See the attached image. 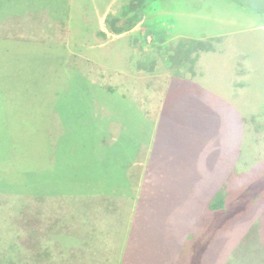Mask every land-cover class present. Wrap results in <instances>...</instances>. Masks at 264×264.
<instances>
[{
    "label": "rangeland",
    "instance_id": "374dc122",
    "mask_svg": "<svg viewBox=\"0 0 264 264\" xmlns=\"http://www.w3.org/2000/svg\"><path fill=\"white\" fill-rule=\"evenodd\" d=\"M96 1L8 0L0 12V46L21 49L23 95L22 117L0 110V155L8 154L0 160L8 165L0 169V264H36L48 234L60 239L48 244L52 256L63 255L57 212L81 230L91 224L85 264L117 256L124 264H264V0L158 1L118 42L105 35L97 81L115 96L104 108L69 37L94 25L92 15L82 18ZM126 2L109 17H122ZM181 46L189 53L174 54ZM3 58L0 69L12 60ZM102 108L110 130L102 134V125L96 136L97 187L140 174L143 202L159 200L148 209L104 212L99 195L73 184L54 192L64 170L93 162ZM217 201L223 207L211 210Z\"/></svg>",
    "mask_w": 264,
    "mask_h": 264
},
{
    "label": "crops",
    "instance_id": "0c3cea01",
    "mask_svg": "<svg viewBox=\"0 0 264 264\" xmlns=\"http://www.w3.org/2000/svg\"><path fill=\"white\" fill-rule=\"evenodd\" d=\"M30 1H33V0H30ZM121 1L122 0H97L96 3H98V5L94 9L92 8L93 11H90V15L89 16L83 15V18H82L83 20L84 19L86 20V18L88 19L91 18V15H92L93 16L92 21L95 22L94 25H89L88 27L83 28V29H75L76 32H73L70 30L71 32L69 35L70 39L72 40L73 47H74L73 52L78 53L77 55L83 61L82 66L85 67L86 70H88L86 72V75L89 77V75L91 74L89 72V69L93 70L95 74L94 77L96 78V80H93V77H92L91 82L93 86L97 84L96 86L97 87L99 86L100 89L97 87H93V92L91 94L93 97L92 100L99 101L103 108H104L103 102L105 101V97L111 98L115 96V94H107V93L105 94L104 92L99 91L103 88L100 82L98 85V81H97V80L101 81L102 76H103L102 71H100L101 69L104 68V64H103L104 61H103V56H102L104 52L103 50L104 49V39L103 38L105 35L106 36L112 35L113 37L117 38L121 34L129 32L134 28L133 27L130 30L119 33V34L109 33L107 29L105 20L107 18L115 17V16L109 17V14L110 15L116 14L115 10L113 11L110 8H116L117 6H120ZM158 1H163V0H156L153 3H156ZM7 2L8 0H0V12L1 13H2L1 10L3 6L7 5ZM128 2L129 0H127L126 3L128 4ZM62 5L67 6V3L65 2V0H63ZM31 10L32 9H30V11ZM32 11L39 12V9H33ZM1 13H0V22L6 21L7 18L4 17ZM1 15L3 17H1ZM225 15L226 14L221 13L219 16H217V19H219L220 21H223V20L226 21L228 17H226ZM208 16L210 17V14ZM116 18H120V17L116 16ZM183 30H187V29H183ZM118 39L119 38H117L116 42L119 41ZM118 46L119 44H117V49H118ZM110 47H111V51H114L115 46L111 45ZM134 48H131V49L129 48V51L133 52ZM0 55L3 56L4 58H7L8 56H10L12 59L10 63L3 62L1 65V69H0V110L2 111L3 115L11 114L12 116L22 117V112L20 109L18 112V101L23 96L22 93L18 92L21 86V83H18V81L20 80L19 79L20 75H18V66L21 65V49L18 46H9L8 44H3V46L2 45L0 46ZM89 62L94 63L96 67L91 68L92 66H91V63L88 64ZM99 62H102V65L100 64L98 65ZM113 62H114V57L112 56V63ZM7 66H10L12 69V71L9 74L3 72V70L6 69ZM20 69H21V66H20ZM97 70H99V75L97 74ZM9 75L11 76L8 77ZM116 96L120 97V94H116ZM54 101L55 100H53V103H52L51 113L55 112ZM103 108H102L101 117L100 119H97L96 128L94 130L95 146L91 154V161L93 160V162L87 164L86 170L84 169V166H82L80 168V172L72 170L71 173L69 174L68 171L66 172V170H64L61 173L62 177H60L59 180H66V181H59L58 183L54 184V192L56 193L57 191L61 193L64 190H66V187L68 188L71 186V184H73V185H78L79 187L81 186L85 188V190L88 193H95L97 196L99 195L98 197H96L97 199L96 203L100 204L97 206L100 209H102L104 212L114 211L118 214L125 215V213L129 211V208H134V205L140 206V204L142 203L146 204L142 208L148 209V207L146 206H151L155 203L156 200L157 201L159 200L157 198L158 196H155L153 197L155 199H150L148 201L143 202V198H141L142 191H140L139 185L141 183H144L143 181H145L144 179L145 177L143 178V176L140 174L137 175L135 180H124V181H119V182L103 180L101 183V187H97V183L95 179L97 178V175H98L97 171H98V166H99V151H97L96 149V139H97L96 136L99 133L100 129L102 131V125H103L102 134H105V132H107V135H108V131L110 130V127H107L105 128V132H104ZM13 129H14L13 131L16 132L17 124L15 128ZM7 157H8V154L3 153L0 155V160L7 158ZM1 167L5 171L8 170V165H0V169ZM81 170L86 172V176H81V175H84V173H81ZM89 174H91L92 176ZM141 176L142 178H140ZM67 181H70V182L67 183ZM137 186H138V192H137ZM139 191H140V194H139ZM55 216H57V218L59 219L63 218L64 225H65L63 227L65 236L62 239V243L64 246L63 255L57 254L59 256L56 259L52 256L54 254V250L51 249L48 244L58 245L60 243L59 242L60 239L55 240L57 242H51L50 239L51 237H54V235L48 234L47 236L48 239L40 242V245L48 243L46 244L48 246L46 248V254L44 255L43 250H42V256L39 255V260H37V263L35 261V263L42 264L43 258L47 256V261L50 262L51 264L53 261H57L56 262L57 264L58 263L59 264H85L83 263V257L85 255L84 250L87 247L86 245H87L88 239L91 238L94 234V230L91 228V224L87 222L86 229L84 228V226H82L84 230H81V225L78 219H73L71 217L70 218L68 217L69 219H67V216L64 213L62 216L61 213L59 212L55 213ZM73 235H76V237L79 239L78 242L72 243L70 238L73 237ZM125 258H126L125 256H122V257L117 256L116 262L113 260L112 257L108 259L102 258V260L98 264H124Z\"/></svg>",
    "mask_w": 264,
    "mask_h": 264
},
{
    "label": "trees",
    "instance_id": "16d2710c",
    "mask_svg": "<svg viewBox=\"0 0 264 264\" xmlns=\"http://www.w3.org/2000/svg\"><path fill=\"white\" fill-rule=\"evenodd\" d=\"M156 0H129L127 6L125 7L124 10V14L122 17L120 18H116V17H112V18H107L105 20V23L107 25V29L109 31V33L112 34H119L125 31L130 30L136 22L138 13L143 11L145 8H147L149 5H151L153 2H155ZM183 47H179L178 48V52L174 53H189V49L187 50H183ZM193 49V48H190ZM172 55L173 57L175 55ZM193 62V60H191ZM192 66H190L189 68V72L191 73L192 71ZM193 74V73H192ZM223 205L221 202H212L209 205V208L211 210H215V209H220L222 208Z\"/></svg>",
    "mask_w": 264,
    "mask_h": 264
}]
</instances>
